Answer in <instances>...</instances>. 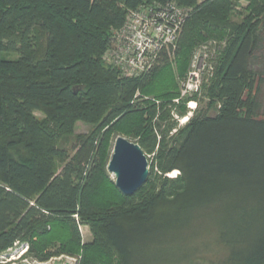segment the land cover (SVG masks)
I'll use <instances>...</instances> for the list:
<instances>
[{"label": "trees", "instance_id": "obj_1", "mask_svg": "<svg viewBox=\"0 0 264 264\" xmlns=\"http://www.w3.org/2000/svg\"><path fill=\"white\" fill-rule=\"evenodd\" d=\"M200 1L0 0V255L29 243L40 260L152 264L176 251L189 264L207 244L216 264H264V114L251 68L264 0ZM151 2L190 10L173 51L181 76L196 44L226 40L208 91L216 113L193 118L171 144H157L179 93L169 53L134 78L103 61L128 12ZM79 121L93 130L70 142ZM117 133L144 153L159 146L163 175L151 171L131 196L107 171ZM103 183L113 196L99 194Z\"/></svg>", "mask_w": 264, "mask_h": 264}, {"label": "rangeland", "instance_id": "obj_2", "mask_svg": "<svg viewBox=\"0 0 264 264\" xmlns=\"http://www.w3.org/2000/svg\"><path fill=\"white\" fill-rule=\"evenodd\" d=\"M240 3L244 8H246V6L248 5L247 2L245 1H241ZM234 20H237V18H234ZM180 36L178 37V41L180 39ZM262 37L264 38V32L262 34ZM261 41H262L261 47L255 52V56L252 60L251 68L255 73L258 74L259 77L258 100L260 102V107H261L260 113L264 114V39ZM225 45H226V40L224 39H220V40L208 39L204 42L196 44L190 52L188 58V66L183 76L178 74V69H177L178 57L176 56V54L174 52L168 54L171 62L170 66L172 67L173 71L177 73V85H178L179 93L177 97L172 99L175 104L173 106V109L170 111V113H168L165 119H162V117H160V122L162 123V127L164 128V131L168 132V129L169 130L170 128L172 129L168 134L164 133L163 136H159L157 144H163V141L166 144H171L170 137L179 134V131L184 129L189 124V122L198 115H202V114L214 115L216 113L212 109V107L211 108L209 107L211 99L208 96V91L215 80L218 60L223 52ZM103 61L106 65L112 66L110 65L111 61L109 60L107 61L105 57L103 58ZM194 76H197L199 78V79L197 78L199 82L191 80ZM184 84H186V86L189 84V86H191V89L188 90L186 87H184ZM138 96H141V93L138 92L136 94V97ZM144 98L149 99L151 101H156L157 103L161 101L159 97H156L152 94L151 95L146 94ZM37 115L39 117L42 116L40 113H38ZM144 119L147 120L148 122L151 121L154 123V119L150 117L149 113L144 116ZM92 127L93 126L91 124H87L80 121L77 122L75 124L73 133L69 137L70 142L74 140L76 135L90 134V132L93 130ZM156 130L159 132L158 127H156ZM154 131H155V127H154ZM119 136L128 139V137L124 133H117L112 136L110 149H109L110 159L113 154L116 139ZM136 138L139 139L140 134H138V137ZM158 150H159V146L155 148V151L151 153L149 152L145 153L149 163L150 172L153 171V178H156V176L160 177L163 175L161 169L158 167L157 164ZM109 175H110L109 176L110 179L115 183V177L110 173ZM179 175L180 172L178 171H174L172 173L166 174V176L174 177V178L178 177ZM99 194L105 197L113 196L111 189L108 187L106 183H103L101 185ZM79 231L81 235L82 245L89 244L93 241L94 234L90 226L85 224H80ZM194 248L196 249L197 252L195 256H192L193 258L192 263L189 264H216V262L220 258H222V256H220L219 254L215 253L213 250H210L207 244L194 246ZM29 249H30L29 243L17 244L7 253L0 255V264H53L51 260L54 258L48 260L37 259L34 255H31L29 253ZM52 251H56L54 249V246L47 247V249L45 250L46 253ZM161 256H162L161 257L162 260L159 261L160 263L158 262L152 264H188L185 263L184 261L182 262L180 256L178 255V253H176V251H171ZM61 257L69 258L71 260V264H79L78 260L81 258V255L71 256L68 254H62L55 258H61ZM148 262L149 261L146 260V262H142V264H149Z\"/></svg>", "mask_w": 264, "mask_h": 264}, {"label": "built area", "instance_id": "obj_3", "mask_svg": "<svg viewBox=\"0 0 264 264\" xmlns=\"http://www.w3.org/2000/svg\"><path fill=\"white\" fill-rule=\"evenodd\" d=\"M188 13L187 8L175 2L144 3L130 10L125 25L117 32L114 47L104 57L123 77L149 72L164 52L170 54L176 49ZM197 78L191 80L199 82ZM184 87L191 89L189 84Z\"/></svg>", "mask_w": 264, "mask_h": 264}, {"label": "water", "instance_id": "obj_4", "mask_svg": "<svg viewBox=\"0 0 264 264\" xmlns=\"http://www.w3.org/2000/svg\"><path fill=\"white\" fill-rule=\"evenodd\" d=\"M108 171L115 177L118 189L131 196L145 185L150 176L147 157L141 146L125 137L116 139ZM53 264H71L67 257L54 258Z\"/></svg>", "mask_w": 264, "mask_h": 264}]
</instances>
